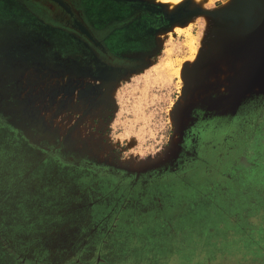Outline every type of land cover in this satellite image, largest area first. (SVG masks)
Here are the masks:
<instances>
[{"label": "rangeland", "instance_id": "obj_1", "mask_svg": "<svg viewBox=\"0 0 264 264\" xmlns=\"http://www.w3.org/2000/svg\"><path fill=\"white\" fill-rule=\"evenodd\" d=\"M121 1L163 18L152 25L159 36L144 63L120 75H90L26 36L25 74L10 76L8 106H0V163L25 149L36 164L80 170L85 186L73 179L72 203L49 201L57 198L54 180L41 177L24 189L34 199L19 202L25 213L15 228H56L35 236L43 244L82 234L93 241L92 251L74 250L65 264H264V92L229 91L199 21L205 15L191 18L211 10L197 0H182L171 14V0ZM225 1L213 0L212 10ZM16 14L21 9L0 0V20ZM181 177L186 187L128 193L140 181ZM56 185L61 191L64 180ZM38 248H8L3 264L38 263L37 253L47 263Z\"/></svg>", "mask_w": 264, "mask_h": 264}, {"label": "flooded vegetation", "instance_id": "obj_2", "mask_svg": "<svg viewBox=\"0 0 264 264\" xmlns=\"http://www.w3.org/2000/svg\"><path fill=\"white\" fill-rule=\"evenodd\" d=\"M10 1L22 11L14 19L19 21L24 47L26 36L34 43L39 38L46 48L76 59L84 72L103 80L144 63L142 53L153 50L159 36L160 26L153 31L152 25L163 18L121 0ZM231 170L225 169L222 179L229 180ZM187 184L188 177L144 180L131 185L128 193L132 195L138 187L163 192Z\"/></svg>", "mask_w": 264, "mask_h": 264}, {"label": "crops", "instance_id": "obj_3", "mask_svg": "<svg viewBox=\"0 0 264 264\" xmlns=\"http://www.w3.org/2000/svg\"><path fill=\"white\" fill-rule=\"evenodd\" d=\"M233 4V3H232ZM229 4L226 9H224L220 16H224L230 8L233 6ZM224 7V4L221 6ZM220 7V8H221ZM219 8V7H218ZM217 10V9H216ZM219 15V14H218ZM1 16V15H0ZM11 25V26H10ZM16 31V32H15ZM206 34V33H205ZM24 38L19 36V21L15 20L13 17H6L5 20H0V106L7 107L8 106V99L4 97L9 92V79L11 77H19L24 76ZM217 52H211V54H216ZM262 56V55H260ZM217 58L219 60H217ZM228 58V60H227ZM227 58H220L219 54L217 53L215 56V61L218 62L220 70L218 73L224 74V78L228 81L229 77L231 76L232 72V60L236 61V57L228 56ZM231 58V59H230ZM248 58V57H246ZM261 58V57H260ZM227 60V61H226ZM226 61V62H225ZM231 62V63H230ZM228 63V66H225ZM236 64V62H233ZM243 64V62H239ZM230 64V65H229ZM238 65V63H237ZM224 66L227 70H225ZM230 70V71H229ZM224 72V73H223ZM223 77V76H222ZM9 153V152H8ZM7 153V155H8ZM4 155H6L4 153ZM11 156H15L13 160H6V162L0 163V186H3V192L0 194V264H3V261L8 262L6 252L9 251L8 248L13 249L17 252H29L30 246L32 248L39 247V252L47 253V259L45 261L47 263L43 264H65L66 261H70L73 257L71 252L78 251V252H89L90 249L89 244L90 241L89 237L85 238L84 234L82 236L75 235L72 238L67 240H56L53 243L43 244V242L35 237L38 234H42V231L53 233L56 228H52L53 226H46L42 228H34V229H20L15 228L18 223V220L24 218L25 211H21V205L19 202L26 203L30 201L32 196L24 198V189L25 191H30L33 188L34 184L41 179V177L46 181L54 180L55 186V200L49 199V201L54 202H70L72 203V189L67 188V183L69 181L75 180L80 187H84L85 184H80L82 182V173L80 170H75L79 172L78 176L72 174L71 168L69 166L64 167L58 166L55 164H36L34 159L24 158L27 156H35V153H31V151H26L25 149L18 148L14 153L10 154ZM26 160H28L26 162ZM8 161V162H7ZM53 165V166H51ZM61 167V168H58ZM59 169V171L57 170ZM44 169V171H41ZM69 172H68V171ZM60 172L61 175L57 173ZM44 176V177H43ZM64 180V186L61 187V191L57 188V181ZM45 181V182H46ZM46 184H48L46 182ZM64 189V190H63ZM45 190L50 191V186L45 187ZM58 190V193H57ZM71 190V191H70ZM26 191V192H27ZM20 193L22 196L20 197ZM70 193V194H68ZM67 198V199H66ZM70 200V201H69ZM76 210H80L82 213V209L86 210L88 208L80 207L75 208ZM23 215V216H21ZM98 217V216H97ZM52 218V217H51ZM56 220V218H55ZM66 220V219H63ZM42 230V231H40ZM66 235V234H65ZM72 235V234H71ZM86 235V234H85ZM55 244H63V249L61 246L52 249L51 246ZM94 244V243H93ZM8 245V246H7ZM44 245V246H43ZM28 248V249H26ZM95 249V248H93ZM34 259L38 263L33 264H42L39 262L44 255H40L37 253ZM83 255H80L79 258H83ZM85 259V255H84ZM62 261H65L62 263ZM69 262L68 264H71ZM32 264V263H31Z\"/></svg>", "mask_w": 264, "mask_h": 264}, {"label": "water", "instance_id": "obj_4", "mask_svg": "<svg viewBox=\"0 0 264 264\" xmlns=\"http://www.w3.org/2000/svg\"><path fill=\"white\" fill-rule=\"evenodd\" d=\"M239 2L242 6L246 4L244 8L255 10L252 17L247 13L251 24H238V18L234 15L228 17L225 22L215 12L205 9L191 16L194 18L203 14L213 18V29L209 32L212 36L210 53L215 51L222 58L228 56L237 58L235 62L238 65L232 62L233 74L228 79L229 91L236 96L241 92L246 94L254 91L264 92V0H240ZM215 56L216 54L213 55L214 59ZM235 102H237L236 99Z\"/></svg>", "mask_w": 264, "mask_h": 264}, {"label": "bare ground", "instance_id": "obj_5", "mask_svg": "<svg viewBox=\"0 0 264 264\" xmlns=\"http://www.w3.org/2000/svg\"><path fill=\"white\" fill-rule=\"evenodd\" d=\"M181 1L182 0H171V1H168V2H166L165 3V9H166V12L167 13H169V14H171V13H173L177 8H178V6L181 4ZM200 4H202L203 6H205V7H207L208 9H211L210 11H213V12H215L216 13V15L220 18V19H222V20H224L225 22L227 21V18L228 17H230V16H232V15H234V16H237V20H238V24H241V25H248V24H251V22H250V18L249 17H247V13L249 14V15H251L250 17H252L254 14H255V10L252 8H247V7H245L244 8V6H246V4L244 5V6H242V4L241 5H239V1L240 0H226L223 4H224V7H219V8H217V10H212V8H214L213 6H212V4L214 5L215 3H212V1L213 0H197ZM215 2V1H214ZM233 3V4H232ZM222 4V5H223ZM229 4H232L233 6L230 8V10L222 17V16H220L221 15V13H222V11L224 10V9H226L227 7H228V5ZM249 9V10H248ZM219 14V15H218ZM199 21L201 22V24H202V26H203V30H204V32L205 33H209V32H212V29H213V25H214V22H213V18L212 17H209V16H207V15H205L204 17H202V18H200L199 19ZM224 22V23H225ZM173 29L176 31V32H184V31H186V30H184L182 27H180V26H173ZM202 30V31H203ZM188 32H190L189 30H188ZM198 36V35H197ZM200 40V39H199ZM197 41H198V37H196V36H193L192 37V39L190 40V42H189V45H190V47H191V49H192V52L195 54L196 52H197V46H195V44H197ZM199 42V41H198ZM193 54V56H195ZM217 54V53H216ZM193 56L191 57V59L193 58ZM221 58V57H220ZM231 59V58H230ZM217 60H219L218 58H217ZM227 60H228V58H227ZM226 60V61H227ZM234 60V59H233ZM232 60V62H235V61H233ZM225 61V62H226ZM231 63V62H230ZM232 64V63H231ZM235 64V63H234ZM237 64V63H236ZM230 65V64H229ZM225 66H228V63L225 65ZM224 66V68H225V70H227L226 69V67ZM232 69V68H231ZM230 71V70H229ZM225 74V73H224ZM231 75L233 74L232 72L230 73Z\"/></svg>", "mask_w": 264, "mask_h": 264}]
</instances>
